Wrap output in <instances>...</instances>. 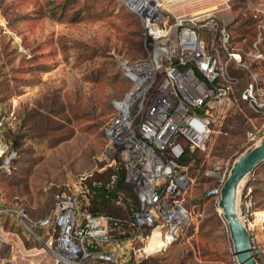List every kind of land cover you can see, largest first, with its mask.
Masks as SVG:
<instances>
[{"label":"rangeland","instance_id":"obj_1","mask_svg":"<svg viewBox=\"0 0 264 264\" xmlns=\"http://www.w3.org/2000/svg\"><path fill=\"white\" fill-rule=\"evenodd\" d=\"M162 3L170 19L230 10L233 43L246 50L259 32L251 19L264 18V0ZM140 32L118 0H0V117L14 153L10 176L0 180V264H55L54 234L39 224L55 194L79 196L88 206L87 181L105 182L122 166L105 130L114 101L133 86ZM260 71L264 76V62ZM253 116L245 103H222L206 151L187 162L183 201L190 223L147 264H233L232 243L207 192L214 167L232 165L245 149L246 131L258 128ZM47 182L54 187L45 190Z\"/></svg>","mask_w":264,"mask_h":264},{"label":"built area","instance_id":"obj_2","mask_svg":"<svg viewBox=\"0 0 264 264\" xmlns=\"http://www.w3.org/2000/svg\"><path fill=\"white\" fill-rule=\"evenodd\" d=\"M118 1L138 18L146 56L136 60L129 74L133 86L114 101L116 113L105 135L108 147L119 155L124 183L133 189L138 203L131 208L127 226L122 219L92 214L79 196L57 192L49 216L39 223L54 234L55 264H144L154 252L174 243L191 220L183 201L190 180L188 167L180 161L206 151L222 103H234L236 92V102L248 105L253 119L259 121L258 128L246 131L244 148L264 136V76L260 71L264 18L252 22L259 32L246 50L233 43L230 28L235 16L230 10L170 19L162 0ZM2 119L0 175H9L14 153L3 139ZM230 168L229 163L214 167V182L207 192L228 238L217 203ZM251 179L253 173L239 197V216L249 231L258 264H264L259 243L264 209L256 205ZM53 187L47 182L44 189ZM155 234L164 245L148 249ZM229 253L237 264L232 245Z\"/></svg>","mask_w":264,"mask_h":264},{"label":"water","instance_id":"obj_3","mask_svg":"<svg viewBox=\"0 0 264 264\" xmlns=\"http://www.w3.org/2000/svg\"><path fill=\"white\" fill-rule=\"evenodd\" d=\"M264 163V136L238 155L220 190L218 207L226 222L237 264H258L250 244V234L239 216V197L248 176Z\"/></svg>","mask_w":264,"mask_h":264},{"label":"trees","instance_id":"obj_4","mask_svg":"<svg viewBox=\"0 0 264 264\" xmlns=\"http://www.w3.org/2000/svg\"><path fill=\"white\" fill-rule=\"evenodd\" d=\"M132 15L136 18L137 22L140 24L138 18L134 14ZM251 22H253V19H251ZM140 35L142 36L141 32H140ZM145 56H146V50H145V46L143 42L142 43V55L136 60H141L145 58ZM237 98H238V93L236 92L235 95H233L234 104L239 105V103L236 102ZM9 147L11 146L9 145ZM192 158H195V157L193 156L185 157L180 162L182 164H186ZM105 171H107V169L102 168V169L97 170L96 173L104 174ZM111 171L113 172L110 173V175L108 176V180H106L105 182L101 181L100 179H96V180L90 179L91 181H87L88 187H89V201H88L89 204L87 206V210L95 215L103 214L109 217L122 219L125 225L129 226L131 208L134 209L138 203L137 196L135 192L133 191V189L128 187L124 183L125 169H124L123 164L119 169H115ZM263 172H264V168L258 169V170L256 169L253 172V179L249 181V183L251 184L253 188V192L255 196H256L255 193L257 191L256 187L262 182V180H260L259 178V175L262 174ZM6 176L7 175L1 174L0 180L6 178ZM8 176H10V174ZM260 194L264 195V192L262 193L260 192ZM124 195H129L131 202H128ZM120 196H121L122 202L117 203ZM256 205L257 207L259 206L261 207L260 203H256ZM133 232L134 231L132 230L131 233ZM147 262L148 261L144 263L147 264Z\"/></svg>","mask_w":264,"mask_h":264},{"label":"crops","instance_id":"obj_5","mask_svg":"<svg viewBox=\"0 0 264 264\" xmlns=\"http://www.w3.org/2000/svg\"><path fill=\"white\" fill-rule=\"evenodd\" d=\"M259 178L260 180H262V182L256 187V201L257 203H260L261 205V209H264V195L260 194V192H264V172L262 174L259 175ZM260 191V192H259ZM259 205V204H258ZM263 237L264 235H260V241H261V244H263V247H264V241H263ZM262 239V240H261Z\"/></svg>","mask_w":264,"mask_h":264},{"label":"bare ground","instance_id":"obj_6","mask_svg":"<svg viewBox=\"0 0 264 264\" xmlns=\"http://www.w3.org/2000/svg\"><path fill=\"white\" fill-rule=\"evenodd\" d=\"M162 5H163V3H162ZM163 245H164L163 241L157 236V234H155V235H153V237L151 238V240H150V242L148 244V249H151V250L156 249L157 250L160 247H162Z\"/></svg>","mask_w":264,"mask_h":264}]
</instances>
